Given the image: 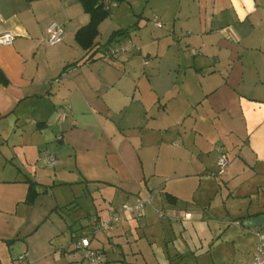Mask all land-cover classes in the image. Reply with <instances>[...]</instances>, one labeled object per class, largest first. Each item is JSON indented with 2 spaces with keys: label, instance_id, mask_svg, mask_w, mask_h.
I'll return each mask as SVG.
<instances>
[{
  "label": "crops",
  "instance_id": "obj_1",
  "mask_svg": "<svg viewBox=\"0 0 264 264\" xmlns=\"http://www.w3.org/2000/svg\"><path fill=\"white\" fill-rule=\"evenodd\" d=\"M109 7L95 40L101 48L86 61L91 51L76 40L90 22L81 0H0V35H14L0 41L8 79L0 81V264H228L213 258L220 233L231 223L247 228L264 210V0ZM53 21L64 28L56 45L48 42ZM126 28L114 43L140 50L101 56ZM214 144L229 159L222 174ZM144 196L150 203L139 217L124 213L109 232L96 229ZM136 221L150 227L162 255L152 248V260H126L145 257L120 242ZM82 238L106 261L86 258ZM204 239L213 244L200 252ZM257 240L244 264L253 263Z\"/></svg>",
  "mask_w": 264,
  "mask_h": 264
},
{
  "label": "built area",
  "instance_id": "obj_2",
  "mask_svg": "<svg viewBox=\"0 0 264 264\" xmlns=\"http://www.w3.org/2000/svg\"><path fill=\"white\" fill-rule=\"evenodd\" d=\"M104 3L109 4L111 0H103ZM156 24L158 26H162L161 21H156ZM48 32V42L52 45H56L61 43L64 40V28L63 26L53 21L49 24L47 28ZM14 35L11 32H5L0 35V41L4 44H9L13 41ZM133 48L136 50H140L139 47H133L132 45L125 43H115L113 44L109 49V57L118 56L122 53L130 52ZM146 64H148V61H145ZM217 150L221 153V156L218 160V167H219V174H222L226 171L229 159L227 155L223 152V147H218ZM58 161V158L55 154H50L46 158V163L48 166H54ZM150 203V198L147 196L140 197L135 203H123L120 209H117L113 214L110 220L108 221H97L95 222V227L98 230H102L105 232H109L116 223L119 222V220L122 217V214L126 213L132 216H139L143 213V210L145 209L146 205ZM160 215L162 217L166 216L167 214L164 211L160 212ZM172 217V216H171ZM257 248L256 253L254 256V260L252 264H264V232L257 231ZM77 247L82 248L85 251V257L98 262L103 263L106 261L105 257L102 255V253L98 250H94L90 248V240L88 238H82L77 241ZM20 260H24L25 255H21Z\"/></svg>",
  "mask_w": 264,
  "mask_h": 264
},
{
  "label": "rangeland",
  "instance_id": "obj_3",
  "mask_svg": "<svg viewBox=\"0 0 264 264\" xmlns=\"http://www.w3.org/2000/svg\"><path fill=\"white\" fill-rule=\"evenodd\" d=\"M122 43H124V42H122ZM113 44H115V43H113ZM213 130L219 131L220 129H218V130L213 129ZM218 143L220 144L219 140H218ZM216 144H214L211 147V152L213 154L217 153ZM218 170H219V168H218ZM84 200H86V199H84ZM81 203H84V202L81 201ZM148 207H151V206H148ZM80 212H81V210L79 211V213ZM263 215H264V210H263ZM68 217H67V220H68ZM69 220H68V222H69ZM227 226L228 225H225L223 227V230ZM146 227H147V225L145 223H142V221L140 223L138 221H136V224L134 223V225L131 227L130 231H128L129 233L127 235H125V239L120 241L122 246H123V249L126 251L135 250L137 246H138V248L142 247L144 249L145 257H143L142 255H139L137 253L131 252V253H129V255L126 256V258H127L126 260H130L133 262L134 261L135 262L136 261L143 262L145 258L147 260H149L151 258L150 260H152L153 256L151 255V253H153V250L158 251V253L162 255V253H163L162 248L157 247L155 239L153 238V236L151 234L150 227H147V228ZM237 228L242 229V230H246L248 232L250 231L251 234L246 235L247 237H244L242 235L240 236V233L237 231ZM260 228H262L264 230V225H262ZM220 234L221 235H219V239L215 241L214 246H213V252H214L213 258H215V261L222 262V263L226 262L228 264H244L245 262L247 263L248 259L246 260V258H248V257H246V256L248 253L245 250H247V248H249V246L251 245L252 237L256 236V238H257V234H255V230L244 228L241 224L231 223L230 229L227 230L225 233H220ZM252 234H254V236ZM150 238H153L154 243L150 242ZM199 242H200L199 247L203 245L201 248H199L200 252L210 250L211 244H213L212 239L211 240H205L204 239L203 241H199ZM257 243H258V240H257ZM152 248H153V250H152ZM121 250L122 249H120L119 251H121ZM109 258H113V256L109 255Z\"/></svg>",
  "mask_w": 264,
  "mask_h": 264
},
{
  "label": "trees",
  "instance_id": "obj_4",
  "mask_svg": "<svg viewBox=\"0 0 264 264\" xmlns=\"http://www.w3.org/2000/svg\"><path fill=\"white\" fill-rule=\"evenodd\" d=\"M83 7L86 12L90 14V22L80 28L76 33V40L85 49L90 50L91 53L87 56L86 61H90L97 55L101 47L95 48L97 46L95 40L98 37L100 31V24L107 19L111 14V9L109 4L103 2V0H81ZM130 33V29H118L115 30L108 39L107 46L103 48L102 53L104 57H109V49L117 38L127 35ZM78 64V62H76ZM0 81L7 83L8 79L5 74L0 71ZM38 191L36 188V183L33 181L29 182V190L27 195V201L33 202Z\"/></svg>",
  "mask_w": 264,
  "mask_h": 264
},
{
  "label": "water",
  "instance_id": "obj_5",
  "mask_svg": "<svg viewBox=\"0 0 264 264\" xmlns=\"http://www.w3.org/2000/svg\"><path fill=\"white\" fill-rule=\"evenodd\" d=\"M263 220H264L263 215H259L252 220L244 221L243 225L247 228H257L263 225Z\"/></svg>",
  "mask_w": 264,
  "mask_h": 264
}]
</instances>
